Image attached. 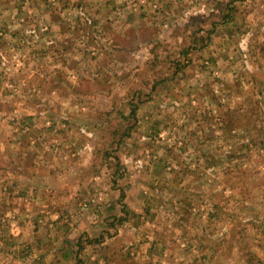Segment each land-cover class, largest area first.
I'll return each mask as SVG.
<instances>
[{"label":"rangeland","instance_id":"374dc122","mask_svg":"<svg viewBox=\"0 0 264 264\" xmlns=\"http://www.w3.org/2000/svg\"><path fill=\"white\" fill-rule=\"evenodd\" d=\"M55 215L118 264H264V0H0V264H51Z\"/></svg>","mask_w":264,"mask_h":264},{"label":"crops","instance_id":"0c3cea01","mask_svg":"<svg viewBox=\"0 0 264 264\" xmlns=\"http://www.w3.org/2000/svg\"><path fill=\"white\" fill-rule=\"evenodd\" d=\"M159 6H163V4ZM143 23L144 22H141L140 17H137L135 13L128 12L123 16V21L120 25V28L122 27L121 29L123 31H125V29L126 31L133 30V32L138 30L135 35H139V30H142V27H144L142 25ZM135 40H138V38ZM22 123L25 124L23 121ZM24 127L25 126L21 127V140H26L27 137V135L23 132ZM35 164H33V166L31 164V167L28 169H23V173L35 172L36 166H39H35ZM54 219L55 220L52 222L50 229H41L42 232H40V230L37 232L34 231L36 235H33L32 232L27 234L26 232L22 231V238H30L28 241L31 242V250L39 253L36 256L38 262L51 264H79L81 263L80 253L84 251L87 253V258L89 260L88 264H118L117 261L121 258L120 254H124L125 250H127L130 245L129 243L126 245L120 243V241H122L121 238H124L122 241L123 243H127L128 241L125 231H121L118 234H113L111 230H108L103 226L100 227L102 224V219L99 218V216L97 219H94L93 217L94 222H91L90 225L85 223L86 226L82 227L81 230L74 229V225L72 223H69V227H67L65 225L66 221L60 215H55ZM37 220H40L39 217ZM83 231L85 236L84 239L87 244L81 242L83 238L80 239L81 233H83ZM110 235H115L112 237L113 240L111 242L107 240V237ZM47 240L48 242L46 243ZM25 241L27 243V240ZM69 247H71V249H75L73 251V260L69 258L71 255ZM106 248L107 254H101V251L106 250ZM41 253L43 254L42 256H40ZM117 258L118 260H116Z\"/></svg>","mask_w":264,"mask_h":264},{"label":"trees","instance_id":"16d2710c","mask_svg":"<svg viewBox=\"0 0 264 264\" xmlns=\"http://www.w3.org/2000/svg\"><path fill=\"white\" fill-rule=\"evenodd\" d=\"M233 1H240V0H233ZM170 8H171V6H170V4L169 3H164L163 4V6L161 7V9H160V12H161V16H162V23L164 24L167 20L166 19H164L167 15H169V13H170ZM229 15V17H230V22L228 21L226 24L227 25H230L231 26V28H233V27H235V24H233V21H232V16H231V14H228ZM154 16H156V13L154 12ZM131 17V16H130ZM132 18V17H131ZM142 25H145L144 23L142 24ZM147 26V28H148V24L146 25ZM101 30H103L101 27H100V29H97V27L95 26V27H93V30H92V32L90 33V35H93V36H95L94 34L95 33H97V35L95 36V37H97L99 40H101V37H103L104 36V34H102V32H101ZM137 31L138 30H135L134 31V35H135V33H137ZM84 35H85V32H82ZM121 36H129L130 34L128 33V31H126V29H125V31H123V30H121ZM140 33H141V30H139V35H135L134 37H136L137 36V38H138V40H141L139 37H140ZM86 36V35H85ZM83 38V37H82ZM82 38H80V40H82ZM195 40H197V39H195ZM80 75H82L81 73H79ZM131 113H133L134 114V110H131ZM24 121V120H23ZM23 123L21 122V127H23ZM21 130V129H20ZM253 261H256L257 262V264H262V261L261 260H259L258 258H256V256L254 255V254H252V253H250V252H248L247 253V256H246V259H245V263H252Z\"/></svg>","mask_w":264,"mask_h":264}]
</instances>
